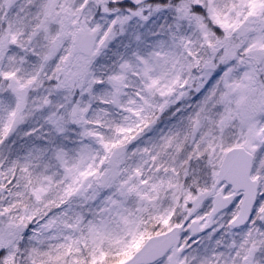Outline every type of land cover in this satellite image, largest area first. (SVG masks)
<instances>
[{"label": "snow or ice", "instance_id": "snow-or-ice-1", "mask_svg": "<svg viewBox=\"0 0 264 264\" xmlns=\"http://www.w3.org/2000/svg\"><path fill=\"white\" fill-rule=\"evenodd\" d=\"M0 264H264V0H0Z\"/></svg>", "mask_w": 264, "mask_h": 264}]
</instances>
